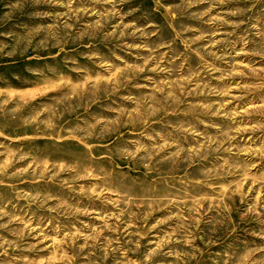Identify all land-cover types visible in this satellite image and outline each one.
I'll return each mask as SVG.
<instances>
[{"label": "rangeland", "instance_id": "obj_1", "mask_svg": "<svg viewBox=\"0 0 264 264\" xmlns=\"http://www.w3.org/2000/svg\"><path fill=\"white\" fill-rule=\"evenodd\" d=\"M0 264H264V0H0Z\"/></svg>", "mask_w": 264, "mask_h": 264}, {"label": "clouds", "instance_id": "obj_2", "mask_svg": "<svg viewBox=\"0 0 264 264\" xmlns=\"http://www.w3.org/2000/svg\"><path fill=\"white\" fill-rule=\"evenodd\" d=\"M29 71H32L33 69L31 67L28 68Z\"/></svg>", "mask_w": 264, "mask_h": 264}]
</instances>
